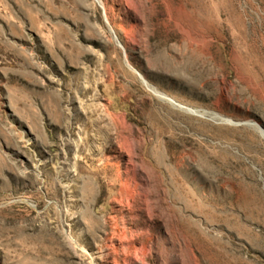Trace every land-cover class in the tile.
<instances>
[{
  "label": "rangeland",
  "instance_id": "1",
  "mask_svg": "<svg viewBox=\"0 0 264 264\" xmlns=\"http://www.w3.org/2000/svg\"><path fill=\"white\" fill-rule=\"evenodd\" d=\"M0 264H264V0H0Z\"/></svg>",
  "mask_w": 264,
  "mask_h": 264
}]
</instances>
